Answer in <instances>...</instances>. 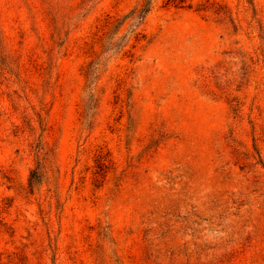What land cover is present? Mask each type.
Wrapping results in <instances>:
<instances>
[{
	"label": "rangeland",
	"instance_id": "obj_1",
	"mask_svg": "<svg viewBox=\"0 0 264 264\" xmlns=\"http://www.w3.org/2000/svg\"><path fill=\"white\" fill-rule=\"evenodd\" d=\"M178 3L0 0V264H264V0Z\"/></svg>",
	"mask_w": 264,
	"mask_h": 264
},
{
	"label": "trees",
	"instance_id": "obj_2",
	"mask_svg": "<svg viewBox=\"0 0 264 264\" xmlns=\"http://www.w3.org/2000/svg\"><path fill=\"white\" fill-rule=\"evenodd\" d=\"M172 1H176V0H172ZM178 2H179L178 4H181L183 2V0H178ZM146 7H147V5L143 6V8L140 9L138 12L139 13L140 12L142 13L144 11H147ZM201 7L202 8H205L202 5H201ZM40 177H41L40 172L38 171V169L36 167L34 170H32L30 172L29 179H28V186H29V188L32 189L33 188V185L36 184V183H38L40 181Z\"/></svg>",
	"mask_w": 264,
	"mask_h": 264
}]
</instances>
